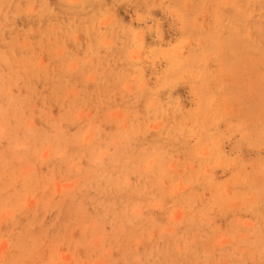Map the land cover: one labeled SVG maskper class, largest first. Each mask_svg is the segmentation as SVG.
Instances as JSON below:
<instances>
[{
  "label": "rangeland",
  "instance_id": "obj_1",
  "mask_svg": "<svg viewBox=\"0 0 264 264\" xmlns=\"http://www.w3.org/2000/svg\"><path fill=\"white\" fill-rule=\"evenodd\" d=\"M0 264H264V0H0Z\"/></svg>",
  "mask_w": 264,
  "mask_h": 264
},
{
  "label": "bare ground",
  "instance_id": "obj_2",
  "mask_svg": "<svg viewBox=\"0 0 264 264\" xmlns=\"http://www.w3.org/2000/svg\"><path fill=\"white\" fill-rule=\"evenodd\" d=\"M193 39V38H192ZM199 43V42H198ZM202 48V47H201ZM220 50H221V48H220ZM217 53V52H216ZM205 54V53H204ZM184 66V65H183ZM212 73V72H211ZM234 73V72H233ZM228 79V78H227ZM197 87V86H196ZM175 121V120H174ZM204 126V125H203Z\"/></svg>",
  "mask_w": 264,
  "mask_h": 264
}]
</instances>
